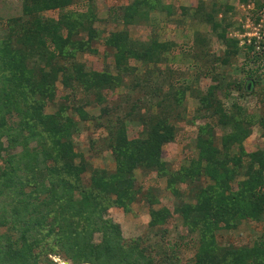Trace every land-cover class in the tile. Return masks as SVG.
<instances>
[{"label": "trees", "instance_id": "16d2710c", "mask_svg": "<svg viewBox=\"0 0 264 264\" xmlns=\"http://www.w3.org/2000/svg\"><path fill=\"white\" fill-rule=\"evenodd\" d=\"M98 1L88 0L87 9L79 11L70 10L75 0H21L22 15L2 27L0 264H58L53 257L70 264H182V242L171 240L179 219L185 232L178 236L179 241L190 239L195 250L187 264H264V226L253 245L224 247L218 241L220 231L236 230L246 221H264V149H246L244 143L254 128L249 114L238 103L229 110L222 100L230 99L235 89L242 97L254 94L264 78V65L242 69L241 84L228 81L222 72L213 73L240 54L239 39L228 35L232 23L218 19L233 7L220 0H211L212 6L207 7L199 0L190 8L175 10L164 0H132L112 8L113 22L125 26L104 41L114 52L113 68L87 71L75 60L79 52L98 53L93 47L100 37L94 30ZM241 1L255 2L259 9L263 6L262 0ZM57 9L65 11L58 20L41 15ZM157 13L199 21L224 44V54L205 73L214 82L206 92L196 91L190 77L175 78L173 69L157 68L166 63L167 53L180 47L185 50L176 41L163 42L155 34L144 41L131 38L129 28L152 27ZM83 32L87 38L80 37ZM207 38V34L195 32L197 53L192 46L185 55L195 61L210 57ZM256 55V46L247 45L246 57L257 63ZM60 73L66 86L81 90L88 98L94 95L99 104H105L97 120L106 128V144L116 169L93 170L88 184L82 177L90 166L73 144L75 133L83 126L62 107L45 114L47 101L56 97L55 81ZM155 73L160 75L157 80L153 79ZM124 87L129 95L140 88L146 97L117 114L106 105L110 104L108 93ZM190 94L198 101L191 121H201L195 141L197 157L179 169L172 168L163 160V147L176 140V123L188 113ZM88 98L86 102H92ZM77 111L84 123L90 121L81 105ZM211 118L217 122L209 121ZM136 122L141 130L131 139L128 126ZM259 126L264 138V114ZM218 128L223 129L220 140ZM137 170L166 178L177 205L154 209L159 198L152 188L144 191L138 186ZM189 196L192 201L186 202ZM143 199L151 206L149 227L153 233L127 240L121 226L107 217L108 212L117 206L128 213L132 204ZM96 233L102 235L99 242L94 239Z\"/></svg>", "mask_w": 264, "mask_h": 264}, {"label": "rangeland", "instance_id": "374dc122", "mask_svg": "<svg viewBox=\"0 0 264 264\" xmlns=\"http://www.w3.org/2000/svg\"><path fill=\"white\" fill-rule=\"evenodd\" d=\"M131 1L132 0H100L97 2V21L94 23V30L99 32L98 35H100V37L94 42L93 47L97 49L98 53L79 52L77 53L75 60L77 63L86 66L87 71L96 68L102 70L107 68L112 70V64H114V52L109 51L105 47L104 41L112 33L125 29V26L113 22V19L110 17V10L112 8L126 6ZM165 1L171 3L174 6V9L177 10L180 7L190 8L199 0H164V2ZM202 1L206 3L207 7H211L213 4L211 0ZM87 2L88 0H75V4L70 7V10L77 9L79 11H85L87 9ZM220 4H228L233 7V10H230L227 13H221L218 16V19L223 21L226 18L228 22L232 23V27L228 30V35L230 38L239 39L240 54L232 60L230 65L227 67H219V69L213 73H224L228 81H232L234 84H241L245 77V73L241 71L242 69L249 71L258 68L261 64L264 65V48L262 47L258 50L257 47L260 43H264V0L261 1V4H263L261 9L258 8L257 3L255 4V2L252 1L249 4H246L241 0H220ZM64 12L65 11L60 9L49 10L43 12L41 15L46 19L58 20ZM21 15V0H0V33L2 32V27H5L7 20L20 17ZM153 17L154 19L151 20L152 27L148 25H139L134 28H129L131 38L144 41L155 34L156 36L158 35L159 39L163 42L174 40L179 47L182 46L185 50H188L189 47H194L195 45V32L199 31L203 34H207V40L209 42L206 43V46L210 57L207 56V58L195 61L186 56V51L181 50L180 47V49L176 48L173 52L167 53L165 55L167 59L166 63L157 66L158 69H164L166 66L168 67V70H170V68L173 69L175 78L190 77L189 82H193V87L196 91L202 89L206 92L207 88L214 84V82L211 77H207L208 75H205V73L216 64L214 60L224 54V44L221 43L210 31L209 26L204 25L199 21L192 22L189 18H183L180 15L168 18L165 13H157L154 14ZM174 18L180 21L176 23ZM80 37L87 38V34L83 32L80 34ZM252 38H256L255 42L252 41V44L256 46V56L257 58L259 57V59L256 60L257 63L246 57V48L247 45H249L248 40ZM196 51L197 49L194 47V53ZM252 56H254L253 53ZM151 68H154V66H151ZM141 69H143L142 66ZM163 75L166 76L165 73ZM159 76L160 75L155 73L153 79L157 80ZM63 77V73H60L55 81L57 94L54 100L47 101L45 114H54L62 107L67 110L66 114L69 117H72L83 126L81 132L75 133L73 144L75 145L76 152L83 157L80 158L84 159L85 163L90 166V169L88 168L82 177L84 182L88 184L93 170L106 169L108 171H114L116 169L113 154L106 144V128L102 127L100 121L97 120L101 116V110L105 104H99L94 95L88 98V96L81 90L74 87L72 88L70 85L66 86L63 82ZM262 79V83L255 87L254 94L249 95L244 93L245 96L242 97L239 95L238 90L235 89L232 91L230 99H223V95H221L225 106L229 110L234 104L238 103L249 114V120L254 126L251 137L244 143L249 152L256 151L258 148L264 149V138L261 136L262 129L259 126V119L264 114V106L261 103V100L264 102V78ZM131 81L132 79H126L127 84H130ZM129 93V90L125 87L119 88L114 92H109L108 96L110 104L106 103V105L112 107L115 113H121L129 111L131 106L135 105L138 100L146 97L144 90H141L140 88L136 89V92L131 93V95H129ZM128 96H130V98ZM87 98L92 102H86ZM80 105L87 115L88 119H86L90 121L84 123L82 117L77 111ZM115 106H118V108L114 109ZM141 106L145 107V105ZM197 106V99L190 94L187 100L188 113H184V119H181L176 123V140L163 147V160L168 162L172 168L179 169L182 166L187 165L191 157H197L195 141L201 121H197L196 123L191 121ZM13 120L17 121L18 119L13 117ZM209 121L216 123L217 118H211ZM139 126L140 125L137 122L129 124L128 129L131 139L138 136L137 134L141 130L139 129L141 126ZM217 132V139L220 140L223 134V129L218 128ZM3 142L5 146L8 145L7 137L3 139ZM219 145H221L220 141ZM80 158L76 160L77 163H80ZM136 176L138 186H143L145 188L144 191H147V188L149 187L152 188L156 196L159 198V203L153 206L154 209L157 210L164 206L173 209L174 206L177 205L175 196L167 188L166 178H159L156 173L145 174L142 170H137ZM185 190V193L188 194L189 191L187 189ZM189 198L190 196L185 199L186 202L192 201ZM150 210V204L143 199L142 201L140 200L132 204L131 211L128 213L125 212L123 208L113 206L110 208L107 217L111 218L113 222L121 226L125 239L132 240L153 233L149 227L151 221ZM181 223L182 221L179 219L177 222L179 227L174 231V234H172L173 237H170L172 241L177 240L178 242H182L184 260H181V262L182 264H187L188 260L190 261V258L194 256L195 250L192 243H190V239L179 241L178 236L185 235ZM263 226L264 221H246L236 230L220 231L218 233L219 244L224 247L229 245H253L261 235ZM94 236L96 242H99L102 238L101 233H96ZM53 258L58 264H65L60 258Z\"/></svg>", "mask_w": 264, "mask_h": 264}, {"label": "built area", "instance_id": "2783aa9c", "mask_svg": "<svg viewBox=\"0 0 264 264\" xmlns=\"http://www.w3.org/2000/svg\"><path fill=\"white\" fill-rule=\"evenodd\" d=\"M251 37V36H250ZM253 39L255 40L256 38H252V39H249L248 40V44H251ZM258 47V50L261 49L262 47L264 48V43H260V45L257 46Z\"/></svg>", "mask_w": 264, "mask_h": 264}, {"label": "water", "instance_id": "95a60500", "mask_svg": "<svg viewBox=\"0 0 264 264\" xmlns=\"http://www.w3.org/2000/svg\"><path fill=\"white\" fill-rule=\"evenodd\" d=\"M65 264H69V262H65Z\"/></svg>", "mask_w": 264, "mask_h": 264}, {"label": "crops", "instance_id": "0c3cea01", "mask_svg": "<svg viewBox=\"0 0 264 264\" xmlns=\"http://www.w3.org/2000/svg\"><path fill=\"white\" fill-rule=\"evenodd\" d=\"M166 2V1H165ZM170 2V1H169ZM167 3H168V1H167ZM174 19H176V18H174Z\"/></svg>", "mask_w": 264, "mask_h": 264}]
</instances>
